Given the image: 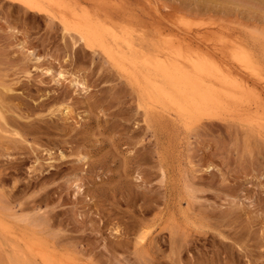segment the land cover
Returning <instances> with one entry per match:
<instances>
[{"label":"rangeland","instance_id":"1","mask_svg":"<svg viewBox=\"0 0 264 264\" xmlns=\"http://www.w3.org/2000/svg\"><path fill=\"white\" fill-rule=\"evenodd\" d=\"M78 1L127 7L145 22L134 38L192 25L233 81L264 89V0ZM15 4L0 0V264H264L263 97L190 119L151 109L98 41L71 48L81 14Z\"/></svg>","mask_w":264,"mask_h":264},{"label":"bare ground","instance_id":"2","mask_svg":"<svg viewBox=\"0 0 264 264\" xmlns=\"http://www.w3.org/2000/svg\"><path fill=\"white\" fill-rule=\"evenodd\" d=\"M7 1L18 3L27 13L33 16L35 14L44 16V19L45 17L57 19L55 15H57L60 10L67 11L69 13L68 18L71 20H73L77 14H81L78 17L81 16L83 20L82 22H77L80 24L76 27L80 34L78 32L77 37L75 36L76 39L73 38L76 41L72 40L70 42L71 48L77 49L82 47L84 51L85 48H87L89 51L95 52L94 47L98 44L104 57L110 61L111 65L113 64L118 67V69L124 73L123 77L125 80L128 83H130V81L134 82L138 95L146 100V104L151 107V109L158 111L157 108L160 100L162 99L163 101L164 99L167 101V104L169 103L172 106L173 112L182 118L190 119L212 115L216 111L228 106L232 108L230 105L236 106V109L239 105L247 102L251 97H255L254 99H257L256 97H263L264 99V89L262 90L261 86V88L258 89V82L255 84L256 89L250 88V85L246 83L233 81L230 71H237L238 69L236 66L227 62L222 56H218L219 54H224L223 52L214 54L211 48L210 52L204 50L207 49V42L209 41L208 33H195L192 25L187 23H182L180 27H177L175 37L173 38L174 40L169 36L170 33H164V38L160 37V33L163 32H160V28L155 26L152 28L153 31L151 34L149 33L150 39L148 37L145 38V36H136L134 38L132 33H135L137 28H143L145 22L133 16L132 13H129L130 10L124 6H118L114 12H103L101 10V13V11L98 12L96 10L97 4L94 3V5L87 6L84 5L85 3L81 4V1L79 2L78 0ZM45 5H47V7L43 8ZM65 22L71 23L68 22V20H63V24L61 21L58 24L60 26L62 24V32L68 34L67 27L64 25ZM53 23L54 22L51 21V24L48 25L50 31H54ZM122 23H126L127 26H122ZM173 28L175 30L176 27ZM155 35L156 37H154ZM212 36H214V34ZM88 37H90L92 41H98V43L94 44L90 42ZM84 40H86L87 43L85 42V44H82ZM167 44H169V47H167ZM161 45L164 46V51H166V53H162L163 48ZM200 46L203 47V49H201ZM160 47L162 49H160ZM33 51L27 54L28 59L31 58V62L33 63L40 62L41 57H36ZM236 51L237 50L232 54L236 53ZM245 55L244 53L243 58H245ZM241 56L240 53H237L233 58H237L238 60L236 61L239 62L241 61L240 59L246 62L247 57L243 60ZM247 63L249 64V61ZM241 65H244V63ZM252 66L253 64L251 65V69ZM46 73H50V71L48 70ZM250 73L253 74L251 71ZM11 90L4 89L7 93L12 92ZM252 105H247L248 109L249 107L251 108ZM170 110L168 112H171ZM246 114V118L242 117L244 120L247 119L249 115L247 112ZM4 119L5 117L3 118L0 112V120L3 121ZM244 120L241 119L243 122ZM9 136L17 138L19 134L14 131L13 134H9Z\"/></svg>","mask_w":264,"mask_h":264}]
</instances>
